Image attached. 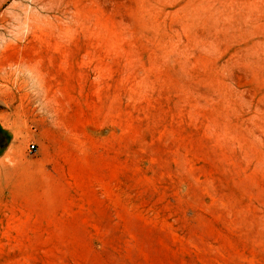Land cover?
Instances as JSON below:
<instances>
[{
	"label": "rangeland",
	"instance_id": "obj_1",
	"mask_svg": "<svg viewBox=\"0 0 264 264\" xmlns=\"http://www.w3.org/2000/svg\"><path fill=\"white\" fill-rule=\"evenodd\" d=\"M0 264H264V0H0Z\"/></svg>",
	"mask_w": 264,
	"mask_h": 264
},
{
	"label": "built area",
	"instance_id": "obj_2",
	"mask_svg": "<svg viewBox=\"0 0 264 264\" xmlns=\"http://www.w3.org/2000/svg\"><path fill=\"white\" fill-rule=\"evenodd\" d=\"M33 146H34V145H33V144H31L29 147H30V148H32Z\"/></svg>",
	"mask_w": 264,
	"mask_h": 264
}]
</instances>
